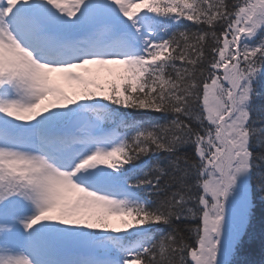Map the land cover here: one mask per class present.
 I'll return each mask as SVG.
<instances>
[{"label": "snow or ice", "instance_id": "1", "mask_svg": "<svg viewBox=\"0 0 264 264\" xmlns=\"http://www.w3.org/2000/svg\"><path fill=\"white\" fill-rule=\"evenodd\" d=\"M257 201L264 0H0V264H264Z\"/></svg>", "mask_w": 264, "mask_h": 264}, {"label": "trees", "instance_id": "2", "mask_svg": "<svg viewBox=\"0 0 264 264\" xmlns=\"http://www.w3.org/2000/svg\"><path fill=\"white\" fill-rule=\"evenodd\" d=\"M262 222H264V214H262V207L259 201H257V207L255 209L254 216H253V224L249 230V235H254L256 237V244L254 245L252 249L253 255L250 257L251 259H254V260L260 259L259 234L261 231Z\"/></svg>", "mask_w": 264, "mask_h": 264}, {"label": "rangeland", "instance_id": "3", "mask_svg": "<svg viewBox=\"0 0 264 264\" xmlns=\"http://www.w3.org/2000/svg\"><path fill=\"white\" fill-rule=\"evenodd\" d=\"M91 66V65H90ZM95 67H97V69L98 70H100V74H101V80H100V82L101 83H103L104 82V78H106L107 77V73L104 71V70H102V69H100V66H95ZM109 67H115V66H109ZM55 79L56 80H59L60 82H61V87L63 88V89H67V88H69V91L72 93V91H73V88L75 87L74 85H70L66 80H64L63 78H62V76H61V74H59V73H55ZM113 219V222L114 223H118V218H112Z\"/></svg>", "mask_w": 264, "mask_h": 264}]
</instances>
